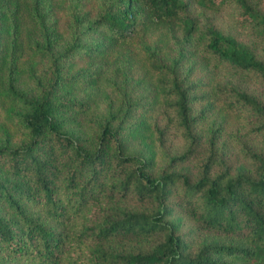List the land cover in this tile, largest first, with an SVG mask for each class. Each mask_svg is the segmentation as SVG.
Masks as SVG:
<instances>
[{
    "label": "trees",
    "instance_id": "trees-1",
    "mask_svg": "<svg viewBox=\"0 0 264 264\" xmlns=\"http://www.w3.org/2000/svg\"><path fill=\"white\" fill-rule=\"evenodd\" d=\"M249 37L264 0H0V264H264Z\"/></svg>",
    "mask_w": 264,
    "mask_h": 264
},
{
    "label": "rangeland",
    "instance_id": "rangeland-1",
    "mask_svg": "<svg viewBox=\"0 0 264 264\" xmlns=\"http://www.w3.org/2000/svg\"><path fill=\"white\" fill-rule=\"evenodd\" d=\"M221 14H226V13H221ZM250 38V43H252V45L256 48V50H260V51H264V43L260 42L257 38L253 39V37H249ZM219 76L221 78H224L225 80H228L232 83H234V85H237L241 88L244 89H248L251 92H253L254 94L258 95L259 98L264 101V84L258 81V79L250 77V76H239V75H233L230 72L226 71V70H222L219 73ZM216 110V109H215ZM214 116L219 117L218 112L214 111ZM1 118L0 121H3V113L0 114ZM241 130L239 132V136L245 138L246 141H253V136L249 135L245 132V129L243 127H240ZM243 135V136H242ZM228 135L225 136V140L228 141ZM16 139H23L24 137L22 136L21 132H17ZM263 140V136H261V141ZM229 143H233V141L229 140ZM231 147V145H230ZM204 152V149L201 150V153ZM230 157L228 159V163L229 164H234V165H238L241 164L243 159L239 156V154L236 151V148H230ZM202 154H198V156L200 157Z\"/></svg>",
    "mask_w": 264,
    "mask_h": 264
}]
</instances>
